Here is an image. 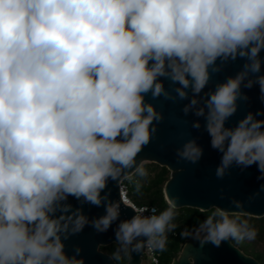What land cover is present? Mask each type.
Listing matches in <instances>:
<instances>
[{
	"label": "clouds",
	"instance_id": "1",
	"mask_svg": "<svg viewBox=\"0 0 264 264\" xmlns=\"http://www.w3.org/2000/svg\"><path fill=\"white\" fill-rule=\"evenodd\" d=\"M237 60L242 70L210 89ZM262 67L264 0H0V264H84L65 242L89 224L98 233L116 224L115 260L165 250L179 197L121 220L128 205L108 189L148 176L140 154L165 119L149 95L187 100L181 111L198 118L196 130L203 119L221 154L217 178L235 164L255 166L264 181V108L228 126L249 99L243 89L258 85L264 104ZM204 151L190 138L175 155L198 164ZM232 203L237 210L212 206L195 229L201 244L257 238L242 203ZM84 204L105 214L89 220Z\"/></svg>",
	"mask_w": 264,
	"mask_h": 264
},
{
	"label": "water",
	"instance_id": "2",
	"mask_svg": "<svg viewBox=\"0 0 264 264\" xmlns=\"http://www.w3.org/2000/svg\"><path fill=\"white\" fill-rule=\"evenodd\" d=\"M245 63L237 60L229 63L223 70L213 77L209 88H213L215 83L223 82L228 75H235L242 70ZM264 74V67L261 70ZM165 88L173 97L174 85L164 81ZM249 97L248 101H238L240 105L237 113L230 118L228 126L235 124L242 119L247 112H255L264 108V104L258 99L259 86L254 85L251 90L243 89ZM191 95V93H190ZM146 102H151L162 110L165 116L163 122L158 125V132L152 142L140 154L147 163H155L166 167L170 172V177L164 186V196L167 201L168 195L179 197L178 209L194 208L200 211H209L212 206H218L229 210L235 209L233 201L241 202L246 216L254 218H264V191H260V184L264 181L257 180L259 175L255 166L241 171L235 164L225 170L223 178H217L215 171L220 163V153L211 149L209 137L203 128V119L200 118L201 128H192V123L198 118L191 113L184 116L181 109L187 100H166L163 96L157 100H152L150 95ZM196 138L197 142L204 148V157L198 164L177 162L175 150L190 139ZM183 168V171H179ZM125 178L121 179L119 186L114 182H109L110 198L112 200L122 199L120 187ZM258 195H255L256 193ZM73 207H79L76 200L70 201ZM83 213L89 218H97L104 215L103 207H95L84 204ZM132 207H122L121 220L130 219L134 215ZM114 223L105 233H98L91 224L85 226L84 230L71 237L65 242V251L69 256L76 255L77 259L83 258L84 264H117L114 259L101 250L102 246L117 244L114 235ZM202 239V237H201ZM80 248L76 254V248ZM145 250V249H144ZM144 250L137 253H129L128 264H143ZM172 264H260L255 258L246 255L231 240L222 241L219 247L211 243L201 244L200 239L191 237L184 244L180 254L176 256Z\"/></svg>",
	"mask_w": 264,
	"mask_h": 264
},
{
	"label": "trees",
	"instance_id": "3",
	"mask_svg": "<svg viewBox=\"0 0 264 264\" xmlns=\"http://www.w3.org/2000/svg\"><path fill=\"white\" fill-rule=\"evenodd\" d=\"M145 167L148 171L147 177H133L131 180L125 178L122 184L127 186V195L130 201L138 206H155L158 211L163 210L168 206L167 201L164 196V186L170 177V172L166 167L159 166L155 163H147ZM178 215L175 220L177 228L173 233L167 234V239L164 241V251L156 250V255L158 257L157 263H146V264H172L174 258L179 255L184 244L191 237L195 236V229L198 225L206 218L207 215L211 214V209L209 211H200L194 208H180L177 210ZM248 219L253 227L258 229L257 238L253 242L237 243L231 240V242L238 247L243 253L248 256L255 258L260 264H264V254L263 252L257 251L253 246L258 244L264 248V218H254V217H242ZM187 229L191 235L184 237L180 233ZM201 233V237H203ZM257 246V245H256ZM118 244H112L110 246H102L101 250L111 257L113 253L116 252ZM128 254L121 253L119 260L114 261L117 264H128Z\"/></svg>",
	"mask_w": 264,
	"mask_h": 264
},
{
	"label": "built area",
	"instance_id": "4",
	"mask_svg": "<svg viewBox=\"0 0 264 264\" xmlns=\"http://www.w3.org/2000/svg\"><path fill=\"white\" fill-rule=\"evenodd\" d=\"M120 192H121V198L122 200H124L126 202V204L130 207H132V209H136V208H140L136 205H134L130 199L128 198L127 195V186L125 184L121 183V187H120ZM141 207H152V206H141ZM144 256L147 257V261L150 263H157L158 262V257L156 255V250L152 249V248H145L144 250Z\"/></svg>",
	"mask_w": 264,
	"mask_h": 264
},
{
	"label": "rangeland",
	"instance_id": "5",
	"mask_svg": "<svg viewBox=\"0 0 264 264\" xmlns=\"http://www.w3.org/2000/svg\"><path fill=\"white\" fill-rule=\"evenodd\" d=\"M247 217H249V216H247ZM245 242L249 243V242H253V241H245ZM253 244H254L253 246L256 248L257 251L263 252V254H264V248L262 246L255 244V243H253ZM146 263H148L147 257L143 256V264H146Z\"/></svg>",
	"mask_w": 264,
	"mask_h": 264
}]
</instances>
